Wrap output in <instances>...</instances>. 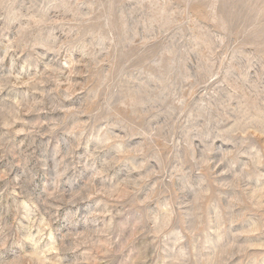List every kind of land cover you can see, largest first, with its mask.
Segmentation results:
<instances>
[{"label": "rangeland", "instance_id": "obj_1", "mask_svg": "<svg viewBox=\"0 0 264 264\" xmlns=\"http://www.w3.org/2000/svg\"><path fill=\"white\" fill-rule=\"evenodd\" d=\"M0 264H264V0H0Z\"/></svg>", "mask_w": 264, "mask_h": 264}]
</instances>
